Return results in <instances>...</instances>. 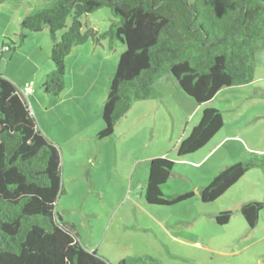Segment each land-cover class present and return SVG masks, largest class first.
Wrapping results in <instances>:
<instances>
[{
	"label": "trees",
	"instance_id": "1",
	"mask_svg": "<svg viewBox=\"0 0 264 264\" xmlns=\"http://www.w3.org/2000/svg\"><path fill=\"white\" fill-rule=\"evenodd\" d=\"M102 7L111 12L108 28L85 27L82 17ZM20 24L21 30L49 32L53 69L42 88L53 96L65 88L64 62L74 47L103 40L109 49L116 40L125 46L103 102L98 139L113 132L134 102L160 98L154 86L165 74L205 105L218 91L253 81L255 55L264 49V0H52L51 7L32 9ZM24 37L20 32L21 42ZM14 49V44H2L0 55ZM221 116L217 108L204 106L197 123L179 140L177 157L205 146L222 128ZM59 161V150L38 130L19 89L0 74V264H110L96 250L84 249L75 227L56 215L62 192ZM173 165L167 157L150 159L144 190L149 205L169 207L193 196V191H161L173 176ZM249 169L264 172V153L248 151L222 168L199 190L200 201L217 199ZM262 209L264 197L245 202L239 211L253 228ZM230 216L227 210L214 219L223 225ZM117 264L163 263L143 255Z\"/></svg>",
	"mask_w": 264,
	"mask_h": 264
},
{
	"label": "rangeland",
	"instance_id": "2",
	"mask_svg": "<svg viewBox=\"0 0 264 264\" xmlns=\"http://www.w3.org/2000/svg\"><path fill=\"white\" fill-rule=\"evenodd\" d=\"M51 6L52 0H0V46H15L10 54L0 55V74L15 84L20 92L24 85L32 86L33 93L24 97V100L30 107L38 130L59 150L62 192L55 202L56 215L66 224L75 227L84 249L96 250L110 264H117L127 256L148 255L158 259L161 256L160 248L164 247L161 242L165 243L167 248L170 246L168 241L165 242L159 227L153 225L154 219H160L162 212L168 213V209L175 213L191 212L193 196L171 207L149 205L144 200L148 164L150 159L156 157H167L168 160L176 162L178 158L175 149L180 136L188 135L201 114L197 111L192 115L188 122L189 129L182 133V128L175 129V118L182 112L175 115L172 123L167 111L157 114L154 110L160 105L161 108L166 106L169 111H175L174 107L178 104L185 110L183 114L186 115L193 113L198 104L178 88L170 74H165L154 86L164 98L134 102L117 122L113 132L103 139H98L96 133L104 127L101 118L103 102L119 55L125 46L116 40L109 49L108 42L103 40L98 46H93L94 42L88 41L74 47L64 62L65 88L56 96L46 93L42 84L53 69L50 59L51 37L47 29L40 32L21 30L18 16L32 9ZM110 14L109 9L102 7L94 13L84 15L81 21L85 27L102 31L108 28ZM69 23L68 18L67 24ZM20 32L25 36L23 42L19 38ZM61 33L62 31L57 32V37ZM254 77L260 79L253 84L255 91H264V49L255 55ZM253 88L230 87L218 91L210 106L217 108L222 114V133L232 130L233 125H239L244 134L249 130L253 145L263 148L264 117L255 120L252 118L257 117L258 112L264 113V95L242 101L250 91L253 92ZM148 106H152L151 109L154 110L150 112ZM244 134L241 135L246 138ZM53 139H57V143ZM228 144L232 146V157L240 149L234 141ZM248 151L244 150L242 159ZM214 160L215 158H211L205 166L197 169L200 174L203 172V178L197 171L193 178L192 174H189L191 167L176 162L173 172L178 168H185L187 171L184 172L189 177H171L160 189L173 193L194 191L198 185L201 189L205 186L203 182L212 174L206 182L209 183L217 171L213 167ZM211 169L215 173H212ZM256 171L260 176L249 170V174L244 176L238 183L237 190H234L242 193L241 198L245 200L259 195H262V199L264 197V172L259 169ZM231 192L233 190L228 191L221 204L230 205L236 200L238 196ZM211 204L212 202L207 205ZM237 215V219L233 216L228 223L216 226L217 229L207 227L203 234L210 239L224 231L227 236L240 233L239 236L244 241L239 242L238 246H225L223 242L211 246L212 249L207 255L191 248L192 253L199 256V260L195 261L194 257H180L174 258L173 263L257 264L258 258L264 259V241L244 247L264 233V209L259 212V226L254 228L248 227L239 212ZM165 232L170 233L169 230ZM221 238L226 239V236ZM174 248L173 246L172 249ZM220 249H225V252L221 254ZM162 258L165 264H169L164 256Z\"/></svg>",
	"mask_w": 264,
	"mask_h": 264
},
{
	"label": "crops",
	"instance_id": "3",
	"mask_svg": "<svg viewBox=\"0 0 264 264\" xmlns=\"http://www.w3.org/2000/svg\"><path fill=\"white\" fill-rule=\"evenodd\" d=\"M29 12L30 11H28L27 13H29ZM27 13H24V15L18 16V19L21 21V19ZM92 44H93V46H98L97 44L96 45L94 43H92ZM100 44H102V43H100ZM258 80H260V79H258ZM258 80L255 79V77L253 76V81H251L249 84H246V85H243V86L237 87V88L249 89V88H251V86L253 88V84H256V82ZM24 88H25V85L22 89V92H20V95L23 99L28 94L33 93V88H32V91L28 94L25 93ZM252 94H254V95L252 96ZM247 95L248 96H246L244 98V100H242L243 102L249 101L250 99L253 100L255 98L261 97L262 95H264V91L260 90L257 92L253 88V92L251 93V91H250V93ZM161 97H163V95H161ZM214 98H215V96L213 97V99ZM213 99H211L205 105L198 104V107L193 109V113L186 114V115L183 114V113H185V110H183V108L178 104L175 105V107H174L175 111H169V109H167L166 106L161 108L160 105L156 106V110H154V109L153 110L156 111L157 114L162 113L163 111H167L169 113L168 116L171 118L172 123L174 121L175 115L181 114V112H182L181 115H177V117L175 118V121H176L175 122V124H176L175 129L177 130L179 128H182V130H183L182 133H185V132H187V129H189L188 127H190L188 122H189V120H191V116L195 115V113L197 111H198V113L200 112V114H201L203 107L204 106H210L212 104L211 101ZM151 107L150 106L147 107V109H149L150 112L152 110ZM29 109H30V107H29ZM145 112L147 113L148 111L146 110ZM256 116L257 117H254L252 119H254V120L260 119V118L264 117V113L258 112V113H256ZM155 119H156V117H155ZM179 119H180V121H179ZM171 126H173V124ZM223 127H224V123L222 125V128L219 130V132L215 133L212 136V138L202 148L196 150L192 154H189V156L187 155V156L177 157L178 159L176 160V162L178 164H184V165H188L189 167H191V172L189 174H192V177L196 171L199 173L198 170L200 168H202L203 166H205L211 158H215V160L213 161V162H215L213 167H214V169H217V171H216V173H217L222 168L229 165L230 163L239 162L242 159L241 154H244L243 153L244 150H249L250 152H256V153H264V147L259 148V147H257V145H253V143H252L253 139L251 137V133L249 132V130L246 129L248 132H247V134H244L243 129H239V125H233L232 130H227V131H224L222 133L221 131L223 130ZM219 133H222V134L220 135ZM241 134L242 135L244 134L246 138H243V136ZM182 137L183 136H180L179 140ZM53 140L57 143V141H56L57 139H53ZM232 141H234L236 143V145L238 146L237 148L240 150L237 154H233V156L231 157L230 154H231L232 146H230V144H228V143H230ZM221 150H223V151L221 152ZM231 158H233V159L231 161H229V159H231ZM176 162H175V164H176ZM249 170L246 171L236 183L231 184L220 197L211 201L212 202L211 205H207L211 202L203 203L200 201V195H199L200 186L198 185V187H196V189L195 188L193 189L194 190L193 191V197L191 198L193 209L191 210V212L187 213V212L178 211L177 213H175L172 210L168 209V211L166 210L168 213L162 212L161 215H163V216L160 219H157V218L154 219L155 224H153V225H156L157 227H159L160 231H162V234L165 237V242L168 241L167 244L170 246L169 248H167L168 246H166L165 243L161 242V246H164L165 248L164 247L160 248L159 255L161 254V256H159L158 259L163 264H165V262H164L165 260H164V258H162V256H164L166 258V260L169 264H174L173 263V261H175L174 258L179 259L180 257L181 258L182 257H185V258L194 257L195 261H197V260H199V256L194 255V253H192V251H191V248H196L199 252H203L204 254L207 255V253L209 251H211L213 245H219V244L224 242L225 246L231 245L233 247H236V246H238L239 242L241 243L244 241L243 238L239 236L240 233H238V234H232L231 233V234H229L230 236H227L225 234L226 232L224 231V232H220L217 236L214 235L213 237H211L209 239V237L205 236L203 234V232L205 231V229L207 227H210V228L212 227L214 229L216 226H220L219 224H217L215 222V219H214V216H216L218 213L223 212V211H227V210L232 211V216H230L229 220L227 221V223H228L231 220V217L234 216L236 219L238 218L237 217L238 212L241 215L239 210H240V207L242 204H244L247 201H249V202L250 201H258V200L262 199V195H259L256 198H249L248 197L247 200H245V199L241 198L243 196L242 193L234 191L235 188L237 190L238 183L241 180H243L244 176L249 174ZM251 170L253 171V173H256V175L260 176L259 172H257L256 169H251ZM184 171H187V170L185 168L183 170H179V168H178V170L173 172L172 179H175V177L176 178L177 177L178 178H184V177L188 178L189 176H187V174ZM212 171L213 170L211 169V172ZM202 173L203 172H201V174L199 173L201 178H203V176H204V174H202ZM212 173H215V172H212ZM206 174H208V173H206ZM210 176H212V174ZM210 176L208 177V179L205 182H203V183H205V185L208 184L206 182L209 180V178H211ZM166 182L167 181H165L164 183H166ZM232 190H233V192H231V193L233 195L236 194L235 196H238L236 198V200H233L232 203H230V205L221 204L222 199L227 195L228 191H232ZM187 191H192V190H187ZM162 192L165 193L166 195H172V194L178 193V192H175V193L166 192L163 189H162ZM180 192H182V191H180ZM183 192H185V191H183ZM243 201H245V202L242 203ZM212 205L214 207H211ZM155 206H157V205H155ZM169 207H171V206H169ZM259 220L255 226H259V222H260ZM167 221H169L172 224L169 225ZM180 229L182 231H180ZM215 229H217V228H215ZM167 230L170 231L169 234L165 232ZM219 235H222V236H219ZM225 236H226V239L221 238V237H225ZM261 241H264V233L257 236L255 238L254 242L247 243V245H244V247H249L253 243L261 242ZM173 246L175 247L174 249H172ZM167 249H170V250H167ZM236 251H238V250H236ZM220 252H222L221 254H223V252H225V249H220ZM257 264H264V259L258 258Z\"/></svg>",
	"mask_w": 264,
	"mask_h": 264
},
{
	"label": "built area",
	"instance_id": "4",
	"mask_svg": "<svg viewBox=\"0 0 264 264\" xmlns=\"http://www.w3.org/2000/svg\"><path fill=\"white\" fill-rule=\"evenodd\" d=\"M2 50L5 51L6 48L3 47ZM24 91H25L26 94H28V93H30L32 91V87L29 84H26L25 88H24Z\"/></svg>",
	"mask_w": 264,
	"mask_h": 264
}]
</instances>
